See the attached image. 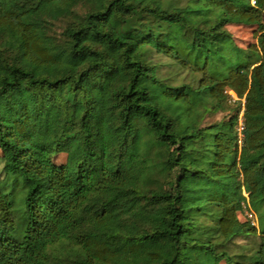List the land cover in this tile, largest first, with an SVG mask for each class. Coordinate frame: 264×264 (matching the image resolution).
<instances>
[{
	"label": "trees",
	"instance_id": "obj_1",
	"mask_svg": "<svg viewBox=\"0 0 264 264\" xmlns=\"http://www.w3.org/2000/svg\"><path fill=\"white\" fill-rule=\"evenodd\" d=\"M177 2L0 0V264H264V0Z\"/></svg>",
	"mask_w": 264,
	"mask_h": 264
},
{
	"label": "rangeland",
	"instance_id": "obj_2",
	"mask_svg": "<svg viewBox=\"0 0 264 264\" xmlns=\"http://www.w3.org/2000/svg\"><path fill=\"white\" fill-rule=\"evenodd\" d=\"M169 1V0H166ZM177 3H184L185 0H175ZM226 30L232 35L235 43L242 47V48H249L252 44L256 42L255 38V31L256 27L254 26H245V25H236V24H230L227 25ZM154 61L161 62L162 65V74L168 78H170V82L174 84H178L182 82V80L185 81H194L196 80V76L189 74L185 70L177 69L174 66H167V60L164 57H154ZM243 100L236 102V103H229L226 105V109L221 112L216 113H206L201 121L199 122V127H206L211 124H214L216 122H219L223 119H228L232 115L237 114L238 118V125H236L237 131H239L240 128V122L242 121V107H243ZM66 155L65 154H57L53 157V161L57 164H61L65 161ZM2 166V153L0 151V168ZM252 215V220L256 224V216L253 214L251 210H249L247 207L244 206L243 210L238 212V216L241 220L250 219V216ZM200 223L202 226L205 224V220L200 219ZM236 246L244 245L247 247L246 251H252L254 248V241L246 240V239H236L235 240ZM235 245L229 244L226 248L234 253H243V249H240L239 247H236ZM50 252L53 256H55L58 259H63L67 256H70L72 254V244L68 241H63L59 243L58 245L52 247L50 249ZM219 264H226L224 261H221Z\"/></svg>",
	"mask_w": 264,
	"mask_h": 264
},
{
	"label": "built area",
	"instance_id": "obj_3",
	"mask_svg": "<svg viewBox=\"0 0 264 264\" xmlns=\"http://www.w3.org/2000/svg\"><path fill=\"white\" fill-rule=\"evenodd\" d=\"M229 93H230L231 97L235 98L234 94L231 91H229ZM241 129H242V121L240 122V128H239V131H238L239 139L242 138ZM250 220H252V215L250 216ZM252 223H254L253 220H252Z\"/></svg>",
	"mask_w": 264,
	"mask_h": 264
}]
</instances>
